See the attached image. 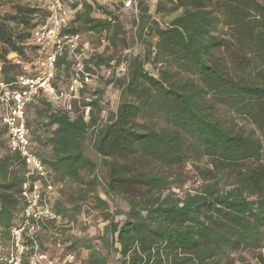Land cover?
I'll return each instance as SVG.
<instances>
[{
  "label": "trees",
  "instance_id": "1",
  "mask_svg": "<svg viewBox=\"0 0 264 264\" xmlns=\"http://www.w3.org/2000/svg\"><path fill=\"white\" fill-rule=\"evenodd\" d=\"M3 1L1 77L12 82L20 70L7 56L26 59L44 14L31 4L4 11ZM136 10L129 33L104 8L83 4L74 15L68 32L105 35L126 50L86 61L89 71H117L81 102L91 108L87 122L77 104L73 118L44 98L26 108L36 156L75 202H54V211L74 220L87 204L104 223L93 237L45 233L41 251L60 240L70 243L66 251H86L76 264H264V3L140 0ZM57 68L65 83L68 64L60 59ZM110 88L118 103L103 119ZM6 142L0 127V255L21 217L26 181L19 156L1 154ZM202 157L212 170L194 190L174 192L186 181L181 168ZM99 190L127 211L110 210Z\"/></svg>",
  "mask_w": 264,
  "mask_h": 264
},
{
  "label": "built area",
  "instance_id": "2",
  "mask_svg": "<svg viewBox=\"0 0 264 264\" xmlns=\"http://www.w3.org/2000/svg\"><path fill=\"white\" fill-rule=\"evenodd\" d=\"M67 0H33V6L43 12V21L32 29L26 45V59L15 53L7 60L20 73L12 82L1 77L0 67V127L5 130L7 149L19 156L26 181L22 185L23 208L17 224L11 228L8 248L0 255V264H76V253L66 251L69 242L52 241L47 251H41L38 238L45 233H73V223L62 218L53 209L55 183L51 172L39 160L29 140L26 108L34 100L44 98L54 108L74 117L77 104L83 120L88 121L91 93L101 80L112 78L116 69L100 68L89 71L86 61L98 54L86 34L70 33L72 16ZM93 9L104 8L112 16L130 11L136 14L140 0H76ZM264 1V0H263ZM115 5V6H112ZM116 7L117 9H114ZM109 21L113 23L111 16ZM68 64L65 83L58 77V60ZM86 92L82 97L81 93ZM199 185V182H196ZM178 193V190H173ZM27 240L29 243H27Z\"/></svg>",
  "mask_w": 264,
  "mask_h": 264
},
{
  "label": "rangeland",
  "instance_id": "3",
  "mask_svg": "<svg viewBox=\"0 0 264 264\" xmlns=\"http://www.w3.org/2000/svg\"><path fill=\"white\" fill-rule=\"evenodd\" d=\"M117 1V0H116ZM261 3H264L263 0H258ZM4 4L1 6L2 10H6L8 12L11 11L14 4H31L33 5V0H4ZM115 6V5H112ZM153 6V4H152ZM151 6V8H152ZM114 9H117L114 7ZM119 17V21L121 23V26L123 28V31L126 33H129L132 20L134 18V15L132 13H124L120 15H116ZM163 27V25L161 26ZM87 37V36H86ZM100 39V40H99ZM99 39L97 37L92 38V46L94 47L95 51L98 52V54H103L104 56H119L120 54H124L126 52L125 49L121 48V46H112L109 41L107 40V37L105 35H102ZM87 40L90 42V39L87 37ZM152 42L155 41V38H152ZM135 52H140L141 48L139 46L134 48ZM145 70L157 77V70L154 69L150 64H145L144 66ZM101 84L99 85L100 88ZM102 87V86H101ZM119 93L115 89H108L105 91L104 95V104H105V111L102 112L101 117L104 119L107 114L113 113L116 109L117 103H118ZM5 150L1 151L2 153H5ZM91 157V156H90ZM182 173L186 176V181L184 182L183 187L181 190L179 189V194L187 191V190H194L198 185H196V182L201 183L203 180V176L206 171L212 170L211 164L209 160L205 157L199 158V159H192L188 161L183 168H181ZM56 202H61L65 208L70 209L72 205L75 202L70 201V196L72 195L70 190H68L66 187H63L61 184H56ZM177 191V189H175ZM100 197H102L104 200L107 201L109 209L112 210L113 208H118L122 210L123 212H126L128 207L125 203L121 201H110L109 199L104 196V194L99 190L98 191ZM54 196V198H55ZM78 204H82L81 201H76ZM87 205V204H86ZM83 205L80 209V212L77 214L74 220L68 218L69 222L73 223V234L82 232V229H85L87 231H90V234L88 237H93L97 234H99L104 226V223L102 222L101 217L98 215V213L91 211L88 209V206ZM69 213V212H68ZM73 239V238H72ZM245 258L250 259L251 255L246 252ZM83 256L79 255L78 259L81 260ZM84 258V257H83ZM78 264V261H77Z\"/></svg>",
  "mask_w": 264,
  "mask_h": 264
},
{
  "label": "crops",
  "instance_id": "4",
  "mask_svg": "<svg viewBox=\"0 0 264 264\" xmlns=\"http://www.w3.org/2000/svg\"><path fill=\"white\" fill-rule=\"evenodd\" d=\"M66 4H67V6H68V8L72 11V13H77V12H80L81 10H82V8H83V6H81L80 4L78 5V3H77V1L76 0H67L66 1ZM130 11H128L127 13H129ZM75 13V14H76ZM131 13V12H130ZM74 14V15H75ZM72 18H74V16H72ZM72 21H73V19H72ZM84 34V33H83ZM89 39H90V43L92 44V42H91V39H92V34H90L89 33V36H88V34L86 35ZM93 45V44H92ZM6 145H7V143H6ZM6 152H9L8 151V149H7V151ZM5 152V153H6ZM5 153H2V155L3 154H5ZM56 184H55V195H56ZM54 202H56V196H55V198H54V200H53V203ZM89 234H90V231H87V230H85V231H82V232H79V233H76V234H73V233H67L66 234V238H70V239H72V240H74L75 238H84V237H88L89 236ZM50 247L51 246H49V249H50ZM86 251H83V250H80V249H78L77 250V253H76V258H77V255L79 256V255H82L83 257H85L86 256V253H85Z\"/></svg>",
  "mask_w": 264,
  "mask_h": 264
}]
</instances>
